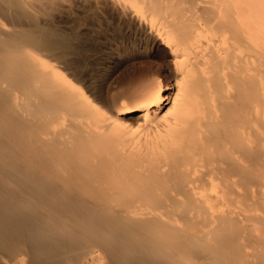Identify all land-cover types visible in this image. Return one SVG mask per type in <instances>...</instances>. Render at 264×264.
Wrapping results in <instances>:
<instances>
[{
	"label": "bare ground",
	"instance_id": "obj_1",
	"mask_svg": "<svg viewBox=\"0 0 264 264\" xmlns=\"http://www.w3.org/2000/svg\"><path fill=\"white\" fill-rule=\"evenodd\" d=\"M78 12L136 40L128 68L172 66L170 96L57 78ZM99 261L264 264V0H0V264Z\"/></svg>",
	"mask_w": 264,
	"mask_h": 264
},
{
	"label": "rangeland",
	"instance_id": "obj_2",
	"mask_svg": "<svg viewBox=\"0 0 264 264\" xmlns=\"http://www.w3.org/2000/svg\"><path fill=\"white\" fill-rule=\"evenodd\" d=\"M81 12H78L76 15L74 14L72 17L75 19V20H77V18H79L80 19V17H75V16H78V15H81L82 17L81 18H85V17H87V15L86 14H83V13H81ZM83 14V15H82ZM85 15V17H83ZM88 15H91V14H88ZM93 15H91V16H89V18L91 19V18H93V19H91L92 21H94V19H95V17H92ZM72 17H71V19L70 18H68L69 19V21L71 20L72 21V25H73V27H74V25H76V27H77V24H78V22L77 21H80L79 19L76 21V22H73L74 20L72 19ZM89 18H86V20L84 21H80L81 23H82V25H84V26H82L81 24H79V27L81 28V29H79L78 27H77V29H74V28H76V27H74L73 29H71L70 27H69V22H68V20H67V23H69V24H65L64 22V24L63 23H61L62 24V28L63 29H67L66 31H70V30H72V32L71 33H69V31H68V33L72 36V35H74V38L76 39V41L78 40V43H76L75 41H74V39H73V41L76 43H74L75 45H76V47H74L75 48V50L78 48L79 50H78V53H76L75 51V53H72V57H74V58H72L73 59V61H72V64H74V65H72L71 66V68H63L64 66H62V64H60L59 65V63H56V62H50V64L51 65H59V66H62V67H59V68H54L55 70V74H56V76H57V78L59 77L60 78V74H63L64 75V77L65 78H62V80H65L66 82H67V84L69 85V82L68 81H70V80H73V78H71V77H73V75L78 79V81H79V84H80V86L84 89V90H86L87 92H89L90 93V90H91V92H92V95L93 96H91L92 98L94 97V95H95V97H99L100 95H101V93L102 94H107V96L109 97V98H113V99H115V101H116V107L117 108H121L122 106H132V105H134V103L141 97V96H143L147 91H149V90H151V89H153V88H158V87H161V93L163 94V95H165V96H170V94H171V92H172V80H171V77H170V70L172 69V66H170V68H169V65L168 64H166L165 62H164V60H161L162 59V57H160L159 55H157L156 57H158V58H155V57H153L152 59L151 58H146V59H148V60H146L145 58H141V59H138V61L137 60H133L132 62H130L132 65H129V67L130 68H128V64L126 63V62H124V63H126V65L123 63V56H124V54L121 56V54L124 52H126L127 54H131V53H133V51L135 52L136 51V47H137V42H136V40L135 39H133L131 36H126L127 34H125L124 33V31H123V29L122 28H118L120 31H118V29H117V26H116V28L114 27L115 25L113 24V23H111L110 24V22H109V20L108 21H105V19H104V21L105 22H103V19H102V21L100 20V21H97L99 24H96V20H95V22H91L90 21V19ZM87 19H89L88 21H87ZM90 23V25L87 27V29H86V27H85V23ZM103 24V27H104V29H101L100 27H102V24ZM107 22V23H106ZM73 23H76V24H73ZM87 23H86V26H87ZM104 23H105V25H104ZM70 24V26L72 27V25ZM95 24H96V26H95ZM106 24H107V27H106ZM64 25V26H63ZM99 25V26H98ZM109 25V26H108ZM93 26V28H89V27H92ZM95 26V27H94ZM65 27V28H64ZM83 27V28H82ZM98 27V28H97ZM102 27V28H103ZM110 27V28H109ZM68 28H70V29H68ZM85 28V29H84ZM108 30H107V29ZM115 28V29H114ZM113 29L114 30V32H115V30L117 31L116 33H118V34H116L115 33V35H114V32H113V30L111 31V30ZM74 30V31H73ZM75 30H77V31H75ZM79 30H82V31H80L79 32ZM104 30L106 31V32H104ZM87 31V32H86ZM93 31V32H92ZM123 31V32H122ZM73 32H76V33H73ZM90 32V33H89ZM112 32V33H111ZM122 33V35H120L121 33ZM73 33V34H72ZM120 33V34H119ZM75 34H77L76 36H75ZM108 34V35H107ZM110 35V36H109ZM114 35V36H113ZM117 35V36H116ZM118 35H120V37L122 36V38H120L119 39V37H118ZM77 36H79V37H77ZM88 36V37H87ZM103 36H105V37H103ZM111 37L112 38V40H111V38H109V37ZM116 36V37H115ZM125 36V37H124ZM126 37H129V38H126ZM131 37V38H130ZM72 38H73V36H72ZM106 40H105V39ZM116 38H118V39H116ZM124 39H126V40H124ZM111 40V41H110ZM113 40H114V43H113ZM115 40H117V41H115ZM122 40V41H121ZM132 42V43H130V41ZM106 43H105V42ZM129 41V42H128ZM117 42H120V43H117ZM125 42V43H124ZM135 42V43H134ZM116 43V45H114ZM128 43H130V44H128ZM134 43V44H133ZM73 44V45H74ZM105 44V45H104ZM107 44H108V46H107ZM111 44V45H110ZM120 44V46H118ZM123 44V45H122ZM124 44H127L126 46L124 45ZM79 47H78V46ZM101 45H104L105 46V48L104 47H101ZM113 45V46H112ZM128 45H130V46H128ZM133 45V46H132ZM135 45V46H134ZM95 46V47H94ZM120 48H118V47ZM86 47V48H85ZM88 47V48H87ZM104 50V49H108V50H102L101 48ZM108 47H110V49H111V51H110V49L108 48ZM129 49H128V48ZM73 48V49H74ZM97 48V49H96ZM121 48H122V50H121ZM124 48V49H123ZM132 48H134V49H132ZM116 51V50H118L119 49V53L118 54H116V53H114L113 51L114 50ZM131 49H132V52H130L129 53V51H131ZM85 50H86V52H85ZM96 50V51H95ZM113 50V51H112ZM87 51L89 52V54L87 53ZM92 51V52H91ZM103 51V52H102ZM121 51V52H120ZM80 52V53H79ZM91 52V53H90ZM100 52V53H99ZM109 52V53H108ZM111 52H112V54H111ZM116 52H118V51H116ZM102 53H103V55H102ZM76 54V55H75ZM92 54V55H91ZM95 54V55H94ZM99 54V55H98ZM100 54H101V57H98V56H100ZM105 54H107V55H105ZM111 54V55H110ZM109 55H110V58H109ZM116 55H118L117 57H116ZM88 56H90V57H88ZM108 57L107 59L106 58H104V57ZM113 56H115V57H112ZM115 58V59H114ZM96 61H95V60ZM105 59V60H104ZM111 59V60H110ZM145 59V60H144ZM157 59V60H156ZM158 59H160V60H158ZM116 61V64L117 65H120L122 68H123V71H122V68H121V73H124V75H123V77H122V74L121 73H119L120 71H115V67H114V61ZM120 60V61H119ZM101 61V62H100ZM106 62V63H104V62ZM109 61V62H108ZM113 61V62H112ZM162 63H161V62ZM97 62H99V63H97ZM114 63L113 64V66H112V63ZM119 62V63H118ZM139 62H141L140 64H139ZM55 63V64H54ZM90 63V64H89ZM99 64V66H100V68H99V66L98 65H95V64ZM102 63V64H101ZM111 65H109V64ZM122 63V64H121ZM135 63V64H134ZM87 64V65H86ZM94 64V65H93ZM106 64V65H105ZM115 64V65H116ZM136 64L138 65L137 66V68L136 67H134V65L136 66ZM164 64H165V66H164ZM92 65V66H91ZM109 65V66H108ZM158 65V66H157ZM76 66V67H75ZM84 66V67H83ZM90 66H91V68H90ZM94 66V67H93ZM98 66V68L96 69L95 67H97ZM101 66H104V67H107V69H111L110 71H111V73L110 74H112V76L114 75V77H117L118 78V76L119 77H122V79L121 78H118V79H116L115 78V80H114V77H111V75L109 74V78L107 77V74L110 72L109 70H107L106 68H104V67H101ZM125 66V67H124ZM167 66H168V68H167ZM110 67V68H109ZM133 67H134V69L137 71V73H136V71L134 70L133 71ZM139 67V68H138ZM63 68V69H62ZM74 68V70H72ZM90 68V69H89ZM95 68V69H94ZM103 68H104V70H103ZM72 71H71V70ZM78 69V70H77ZM94 69V70H93ZM100 69V70H99ZM114 69V70H113ZM126 69V71L124 72V70ZM138 69V70H137ZM167 70V72H168V74H167V72H166V70ZM75 70H77L76 71V73L74 72ZM88 70H90L89 71V74H88ZM95 70H96V72H95ZM98 70V71H97ZM103 70V71H102ZM127 70H128V72H127ZM101 72V73H97V72ZM130 71V72H129ZM131 71H133V73H131ZM66 72H68L69 74H70V72L71 73H74V74H68V73H66ZM93 72V73H92ZM105 72H107V73H105ZM119 73L118 74V76H117V74H113V73ZM86 75H85V74ZM103 73H105L104 75H100V74H103ZM137 74V78H136V80H133L132 79V77H133V75L134 74ZM94 74H97V75H94ZM167 74V75H166ZM77 75V76H76ZM90 75V76H89ZM91 75H93V76H91ZM99 75L102 77H99ZM127 75H128V77H127ZM91 77V79L89 78V77ZM103 76H104V78H103ZM125 76V77H124ZM166 76H168V77H166ZM97 77V78H96ZM99 77V78H98ZM127 77V78H126ZM170 77V78H169ZM84 78H85V80H84ZM87 78H89L88 80H87ZM96 78V79H95ZM107 78V79H106ZM112 78V79H111ZM168 78V79H167ZM102 79H104V81L102 80ZM108 79H110V80H108ZM116 80H118V81H116ZM124 80V81H123ZM93 81H98L97 82V85L95 84L96 82H93ZM105 81H106V83H105ZM109 81H110V83H111V81H112V85L114 84V86H109L110 84H109ZM90 82V83H89ZM101 82V83H100ZM117 82V83H116ZM93 83L96 85V86H93ZM100 84V85H99ZM103 84L105 85V86H103ZM107 84H109V85H107ZM117 84V85H116ZM87 85V86H86ZM101 85H102V87H101ZM98 87V88H97ZM105 87V89L103 90V89H101V88H104ZM108 87V88H107ZM106 88L108 89V90H106ZM111 88V89H110ZM89 89V90H88ZM97 90V92H96V90ZM110 89V90H109ZM115 89V90H114ZM101 90H103L104 92H101ZM107 91V92H106ZM117 93H116V92ZM95 92H96V94H95ZM97 93L99 94V96H97ZM95 100V99H94ZM96 101H97V99H96ZM132 115L133 114H126V116L127 117H132ZM134 116V115H133ZM94 264H101V262L99 261V262H97V263H94Z\"/></svg>",
	"mask_w": 264,
	"mask_h": 264
}]
</instances>
